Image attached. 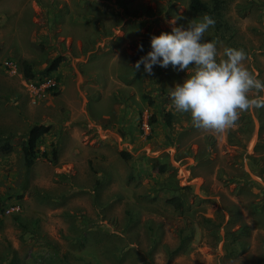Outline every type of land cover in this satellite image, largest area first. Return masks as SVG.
I'll list each match as a JSON object with an SVG mask.
<instances>
[{"label":"rangeland","instance_id":"1","mask_svg":"<svg viewBox=\"0 0 264 264\" xmlns=\"http://www.w3.org/2000/svg\"><path fill=\"white\" fill-rule=\"evenodd\" d=\"M202 1L0 0V264H264V108L208 133L171 106L186 72L134 70L173 18L207 13L219 58L244 49L264 80V0Z\"/></svg>","mask_w":264,"mask_h":264},{"label":"clouds","instance_id":"2","mask_svg":"<svg viewBox=\"0 0 264 264\" xmlns=\"http://www.w3.org/2000/svg\"><path fill=\"white\" fill-rule=\"evenodd\" d=\"M177 19L184 18H173L170 32L151 36V50L134 66L138 72L143 65L149 75L155 66L187 73L183 82L169 88L175 113L189 115L199 130L222 133L233 127L241 114L264 108V80L246 64L248 53L225 47L224 58H219L217 43L205 40L215 19L205 13L176 26Z\"/></svg>","mask_w":264,"mask_h":264},{"label":"trees","instance_id":"3","mask_svg":"<svg viewBox=\"0 0 264 264\" xmlns=\"http://www.w3.org/2000/svg\"><path fill=\"white\" fill-rule=\"evenodd\" d=\"M218 4H220L219 0H215ZM189 7L192 11L194 12H206L209 11L208 5L203 2L202 0H190ZM64 59V56H58L56 57L51 64L46 68L44 71L45 73L49 74L52 71L58 69L60 63ZM26 73L29 78H33L34 75L32 74V68L29 63L26 64ZM51 129L50 125L46 124H35L32 126V128L29 130L26 142L24 144V154H25V163L28 167L33 166L36 163V160L41 156V155H47V152H42L41 149L39 148V140L40 138L49 132ZM3 151L5 152H10L12 150V146L10 144H5L2 146ZM126 157H130V154L124 153ZM54 158L57 156L56 150L53 152ZM165 170V166L161 167V171ZM168 201L171 202L176 208L179 210L184 209V201L178 197V196H172L168 198ZM0 211H1V204H0ZM184 247V242L182 241L181 244L178 246V248L175 251H180Z\"/></svg>","mask_w":264,"mask_h":264},{"label":"built area","instance_id":"4","mask_svg":"<svg viewBox=\"0 0 264 264\" xmlns=\"http://www.w3.org/2000/svg\"><path fill=\"white\" fill-rule=\"evenodd\" d=\"M45 83L51 86L55 84V82H53L51 78H49ZM142 125H143L144 131L149 133L151 130V123H150V118H148V116L146 115L144 116Z\"/></svg>","mask_w":264,"mask_h":264},{"label":"crops","instance_id":"5","mask_svg":"<svg viewBox=\"0 0 264 264\" xmlns=\"http://www.w3.org/2000/svg\"><path fill=\"white\" fill-rule=\"evenodd\" d=\"M94 5H96V6H98V8H99V6L100 5H98V3H94ZM97 19H99L98 17H96V16H94L93 14H91L90 15V13H88V15L86 16V19H85V21H92V20H97ZM91 23V22H90ZM90 50V49H89ZM89 50H87V51H89ZM208 133H212V132H210V131H207ZM73 141V140H72Z\"/></svg>","mask_w":264,"mask_h":264}]
</instances>
